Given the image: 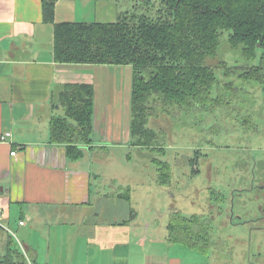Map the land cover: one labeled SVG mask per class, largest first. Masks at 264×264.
<instances>
[{
	"label": "crops",
	"instance_id": "crops-1",
	"mask_svg": "<svg viewBox=\"0 0 264 264\" xmlns=\"http://www.w3.org/2000/svg\"><path fill=\"white\" fill-rule=\"evenodd\" d=\"M137 1L118 7V0H57L54 23L110 22ZM53 29L54 24L43 20L41 0H0V261L192 264L178 255L181 246L167 240L169 215L156 223L149 217L158 219V211L149 210L143 218L130 208L123 217L121 200L142 198L133 192L124 197L129 187L120 191L125 181L116 172L105 173L106 155L92 159V152L103 153L111 142L109 125L102 126L110 110H98L116 84L110 75L128 69L131 83L130 68L56 62ZM69 83L94 88V147L80 144L83 156L78 160L67 156L63 144L51 142L49 134L50 119L60 109L58 96ZM96 132H101L99 143Z\"/></svg>",
	"mask_w": 264,
	"mask_h": 264
},
{
	"label": "rangeland",
	"instance_id": "rangeland-1",
	"mask_svg": "<svg viewBox=\"0 0 264 264\" xmlns=\"http://www.w3.org/2000/svg\"><path fill=\"white\" fill-rule=\"evenodd\" d=\"M118 1V7H121L127 0ZM138 1L139 13L145 8L148 10ZM160 6L159 0H153L150 12L155 14ZM121 12L124 11L118 14ZM228 33L225 30L220 33L216 54L205 61L214 69L217 78L207 109L164 108L160 100L152 107L146 126L156 132L153 142L155 147H162L163 152L157 148L149 149L153 144L149 148H140L131 142L134 138L129 135L128 69L113 71L109 80L114 82L115 79L116 84L107 90V102L98 100L99 112L110 110L108 120L105 113V123L101 124L104 128L109 125V132L104 135L106 133L111 142L103 153L92 152L93 162L106 155L108 169L105 173L111 176L116 172L125 181L120 191L128 186L131 193L142 198H136L134 205L121 200L123 217L133 208L143 218L148 216L149 210L151 213L158 211L154 213L158 219L149 217L156 223L174 211L186 216L199 214L211 218V238L215 244L207 253L200 254L187 247L177 251L192 264L264 262V219L249 220L262 215L261 206L264 205L263 193L257 190L264 181V84L239 78V74L255 64L257 58L247 60L241 55V47L232 48ZM223 65L229 68L230 75L224 74ZM56 113L63 111L59 109ZM122 128L124 132H120ZM94 135V140L99 143L101 132ZM192 158L195 160L193 167L189 164ZM153 159L169 163L172 176L167 179V184L159 181L166 177ZM234 189L243 191V195L232 200Z\"/></svg>",
	"mask_w": 264,
	"mask_h": 264
},
{
	"label": "trees",
	"instance_id": "trees-1",
	"mask_svg": "<svg viewBox=\"0 0 264 264\" xmlns=\"http://www.w3.org/2000/svg\"><path fill=\"white\" fill-rule=\"evenodd\" d=\"M56 1L41 0L43 20L54 24L56 62L130 67L129 135L137 147L153 144L148 148L164 151L155 147L156 132L146 126L156 100L164 108H208L217 78L205 61L216 54L224 30L229 31L232 48L241 47V55L247 60L257 58L239 78L264 84V0H159L156 15L150 12L153 0H140L148 10L139 13L138 1L133 9L117 13L110 22L54 23ZM223 68L224 74L230 75L229 68ZM58 100L63 113L50 119V140L63 144L67 156L78 160L83 156L80 144L94 147V88L87 83H69ZM153 161L166 177L159 181L167 184L172 176L169 163ZM194 162L189 160L191 167ZM129 193L126 188L124 197H130ZM211 230L210 217L174 211L167 218L168 242L200 254L215 244ZM0 264L14 262L7 257Z\"/></svg>",
	"mask_w": 264,
	"mask_h": 264
},
{
	"label": "flooded vegetation",
	"instance_id": "flooded-vegetation-1",
	"mask_svg": "<svg viewBox=\"0 0 264 264\" xmlns=\"http://www.w3.org/2000/svg\"><path fill=\"white\" fill-rule=\"evenodd\" d=\"M262 177H263V174H262ZM251 189H252V188H250V190H251ZM257 190H259L260 192L262 191V193H263V196H262V197H263V199H264V181L258 185ZM245 192H246V191H245ZM247 193H249V192H247ZM231 194H233V196L231 195L230 198L233 200V197H241V195H243V191H241V190L237 191V189H234V190L231 192ZM221 195H222V194H221ZM226 196H227V194H226ZM261 212H262V215L257 216L256 218H255V217H251V218H249V220L264 219V205L261 206ZM255 227H256V228H262L261 226H255ZM260 264H264V262H262V263H260Z\"/></svg>",
	"mask_w": 264,
	"mask_h": 264
},
{
	"label": "built area",
	"instance_id": "built-area-1",
	"mask_svg": "<svg viewBox=\"0 0 264 264\" xmlns=\"http://www.w3.org/2000/svg\"><path fill=\"white\" fill-rule=\"evenodd\" d=\"M9 135H10V133H5V134H4V137H5V136H9ZM4 137H3V139H4ZM10 154H11V155H14V154H15V151L10 152ZM0 213H1V209H0ZM19 223L22 224L23 222L21 221V222H19Z\"/></svg>",
	"mask_w": 264,
	"mask_h": 264
}]
</instances>
